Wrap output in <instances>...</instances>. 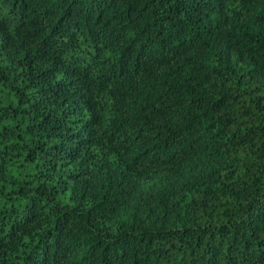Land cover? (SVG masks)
<instances>
[{"label": "trees", "instance_id": "16d2710c", "mask_svg": "<svg viewBox=\"0 0 264 264\" xmlns=\"http://www.w3.org/2000/svg\"><path fill=\"white\" fill-rule=\"evenodd\" d=\"M0 264H264V0H0Z\"/></svg>", "mask_w": 264, "mask_h": 264}]
</instances>
